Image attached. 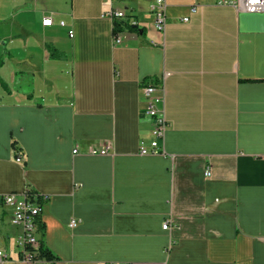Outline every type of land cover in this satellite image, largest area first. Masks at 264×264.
Listing matches in <instances>:
<instances>
[{"label": "crops", "instance_id": "obj_1", "mask_svg": "<svg viewBox=\"0 0 264 264\" xmlns=\"http://www.w3.org/2000/svg\"><path fill=\"white\" fill-rule=\"evenodd\" d=\"M166 1L163 32L154 0H0V195L47 197L38 237L58 258L36 264H264V13ZM112 9L138 21L120 43ZM165 73V153L142 155L143 86ZM11 213L3 264H23Z\"/></svg>", "mask_w": 264, "mask_h": 264}, {"label": "built area", "instance_id": "obj_2", "mask_svg": "<svg viewBox=\"0 0 264 264\" xmlns=\"http://www.w3.org/2000/svg\"><path fill=\"white\" fill-rule=\"evenodd\" d=\"M217 3L220 5L233 6L239 12L264 13V0H218ZM197 10V5L191 7L192 13H195ZM151 12L155 18L156 28L164 32L168 18L167 1L154 0L151 6ZM104 15L112 19L128 20L130 25H138V21L129 18L123 10L112 9L107 11ZM183 20L190 21V16H185ZM52 24L53 20L50 17L45 18L43 21V25L45 26H51ZM61 25H65V22H61ZM70 33L73 36V32ZM115 42H121L119 34L115 35ZM169 75L170 73H165V75L159 79L158 83L150 81L143 86L145 101L143 115L152 119L154 129L150 146L144 144L140 146V153L142 155L165 153V140L169 128V121L165 112L166 80ZM110 148L111 147L107 145L101 149L95 150L93 153L107 155L109 154ZM78 152L79 150L75 148L74 153ZM17 161L22 162V157L18 156ZM205 174L206 176H212L213 172L211 166L206 168ZM42 200H47V197L32 189H27L24 192L15 191L0 195V208L10 207L12 210L11 223L22 229V234L18 240V246L21 248V261L23 264H36L41 257L38 232L41 226V216L44 206V201ZM78 222L77 219H72L69 226L72 228L76 227ZM168 227L169 223L165 222L163 228L167 229ZM6 257L7 253L5 250L0 249V264L4 263Z\"/></svg>", "mask_w": 264, "mask_h": 264}, {"label": "rangeland", "instance_id": "obj_3", "mask_svg": "<svg viewBox=\"0 0 264 264\" xmlns=\"http://www.w3.org/2000/svg\"><path fill=\"white\" fill-rule=\"evenodd\" d=\"M8 12H9V10H8ZM0 27L3 28L2 24H0ZM6 28H7L6 31L9 32V28H11V27H9L7 25ZM0 41H1V44L3 45V47H5L6 44H3L4 41L3 40H0ZM16 42L20 43L21 41H16ZM8 45H10V44H8ZM13 64H15V63L13 62ZM4 72H5V68L2 69L1 73L4 74ZM18 76L19 77L17 78V82L13 83V86H15V87H20L21 86V87H24V89H25V88H27L28 86L31 85L32 88L34 87L35 89H38L40 93L41 92H49L50 91V86L49 85H50L52 79L49 78V77H46L45 75L44 76L39 75V76H37L35 78H32L30 81H23L24 78H22V77H24V76H21V73H19ZM26 78L28 79L29 77H26ZM46 81H48V83Z\"/></svg>", "mask_w": 264, "mask_h": 264}, {"label": "trees", "instance_id": "obj_4", "mask_svg": "<svg viewBox=\"0 0 264 264\" xmlns=\"http://www.w3.org/2000/svg\"><path fill=\"white\" fill-rule=\"evenodd\" d=\"M113 20H114V27H113L114 35H117L118 33L125 31V30H130V31L139 30L138 25H136V26L130 25L128 20H121V19H116V18ZM42 201H44V200H42ZM45 201H47V200H45ZM39 250H40L41 257L47 259L51 263H54V261L58 258L53 253V251L44 243V241L40 243Z\"/></svg>", "mask_w": 264, "mask_h": 264}]
</instances>
